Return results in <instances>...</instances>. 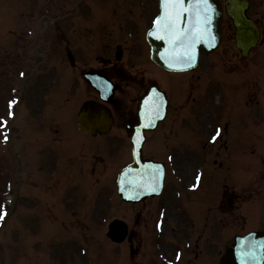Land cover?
<instances>
[{
  "label": "rangeland",
  "instance_id": "374dc122",
  "mask_svg": "<svg viewBox=\"0 0 264 264\" xmlns=\"http://www.w3.org/2000/svg\"><path fill=\"white\" fill-rule=\"evenodd\" d=\"M130 1L0 0V17L6 21L1 23L0 19V115L5 113V99L15 94L10 90L17 89L20 83L16 76L17 40L28 30H34L35 41L33 46L30 38L21 41L25 62L28 56L35 55V49L38 57L60 70L61 75L60 84L54 86L48 82L42 85L51 77L48 66L39 75L37 84L27 76L9 136L0 140V214L4 215L0 220V264H150L149 261H158L160 255L172 257L176 248L184 251L183 238L178 235L186 228L180 223L182 207L178 208L173 201L167 206L164 195L173 184L171 178L168 177L167 189L161 198L123 204L115 194L113 177L118 167L128 161V153L113 161L99 157L103 160L99 161L95 156L103 152L99 151L98 140L75 135L73 125H63L70 122L74 105H80L88 96L94 97L88 85L78 77V71L98 68V65L110 69L112 61L116 62L115 68L123 69L121 79L126 84L121 85L123 93H118V97L141 91L153 80L175 96L182 95L179 90L185 89L194 96L205 95L211 100L206 111L209 124L204 133H209V126L214 125L216 117L227 125L229 135L230 131L237 135L248 128V148L242 154L246 160L238 170H227L230 182L224 184V189L229 197L233 195L232 201L231 198L226 200L227 212L220 213L222 209L217 204L212 213L219 227L231 224L227 225L228 233L222 228L218 231L225 233L224 241L254 226L264 213V121L258 113L259 110L264 113V40L245 60L235 50L232 27L224 20L220 46L202 58L196 69L169 77L157 70L146 56L144 31L155 8H141L139 3L134 7ZM263 10L264 4L252 13L257 15ZM261 19L264 22L263 14ZM58 23L60 32L54 27ZM58 34L61 35L54 36ZM82 38L86 46L82 45ZM81 46L85 47L84 51ZM255 103L261 105L260 108ZM59 104L62 111H56L61 107ZM199 106L193 110L188 102L182 105L176 102L170 108L159 129L169 127V135L175 129L176 135L168 137L169 148L176 143L179 132L182 139L188 134L185 130L194 129L192 132L200 137V127L206 123L200 120ZM180 109L183 112L178 116ZM190 141L192 145V139ZM165 147L162 144V149ZM240 147L238 144L235 152L231 149L233 159L240 155ZM217 149L218 145L212 148V159L214 154L219 156ZM48 150L55 153V159L53 155L48 156L55 162L44 164ZM15 156L21 162L18 167ZM191 157L194 160L197 156L181 157L190 165L188 170L176 169L185 182L191 181V167H195ZM217 160L208 166L203 185L212 171H218V167L228 162L226 158L217 157ZM222 173L225 177L226 172ZM219 178L216 176L214 182ZM175 187L180 189L181 185L175 183ZM206 189L215 191L217 196L211 178ZM14 195V202L9 205L8 199ZM186 199L189 202L188 196ZM199 200L194 201L195 206ZM211 203L210 196L207 204ZM161 205L166 207V217L160 235L154 232L152 221L158 212L155 210ZM193 211L196 214L191 215V219L195 224L203 223L200 211L196 208ZM185 217L191 223L189 217ZM114 218L135 227L133 251H130L132 239L115 244L106 236V225ZM217 235L214 228L209 227L207 236L212 241L217 242ZM203 248L208 251L209 245ZM218 249H221L219 245ZM193 252L197 255L196 247L182 254V262L188 263V259L194 257ZM207 256L208 253L203 252L201 259L206 260ZM216 257H219L217 250Z\"/></svg>",
  "mask_w": 264,
  "mask_h": 264
},
{
  "label": "water",
  "instance_id": "95a60500",
  "mask_svg": "<svg viewBox=\"0 0 264 264\" xmlns=\"http://www.w3.org/2000/svg\"><path fill=\"white\" fill-rule=\"evenodd\" d=\"M243 1V0H242ZM229 9V6H226ZM159 15L156 20L166 14L169 5L161 4L159 0ZM235 8L237 6L235 5ZM179 15L174 17L177 31L162 30L163 21L160 25H155L148 33V40L151 43V56L160 66L172 70L186 69L196 63L198 53L207 52L213 49L220 39V6L215 0H207V4L198 3V0H184L183 5L177 6ZM236 26L235 40L237 46L245 53L248 48L255 44L258 34L250 25L247 26V20L239 15L232 16ZM155 20V21H156ZM151 33V35H150ZM148 100L145 101V103ZM156 108V106H153ZM147 110H150L149 108ZM155 109H153V112ZM83 115L88 117L87 123L79 120L82 128H100L99 117L104 116L105 110L92 102H85L82 107ZM152 112V113H153ZM103 113V114H102ZM121 225L118 221L110 225L109 234L116 240L122 238L123 233L119 235L118 229ZM245 241L253 242L255 258L264 260V234L262 232L250 233ZM262 241L260 245L258 241ZM231 261L234 263L233 255ZM236 257V255H235ZM238 264H249L242 261Z\"/></svg>",
  "mask_w": 264,
  "mask_h": 264
},
{
  "label": "snow or ice",
  "instance_id": "6c2138e0",
  "mask_svg": "<svg viewBox=\"0 0 264 264\" xmlns=\"http://www.w3.org/2000/svg\"><path fill=\"white\" fill-rule=\"evenodd\" d=\"M184 0H161V4L163 5H169L170 8L166 12V14L160 18H158L156 21H154L155 25H160L161 21H163V27L162 30L164 31H177L176 23L174 17L179 15V12H177V6L183 5ZM198 3L207 4V0H198ZM151 35V33H150ZM11 103L9 104V108H11ZM9 116H11V112H9ZM5 123L4 121H0V124ZM215 139V137L213 138ZM4 216L0 214V220H2Z\"/></svg>",
  "mask_w": 264,
  "mask_h": 264
},
{
  "label": "flooded vegetation",
  "instance_id": "af4514ba",
  "mask_svg": "<svg viewBox=\"0 0 264 264\" xmlns=\"http://www.w3.org/2000/svg\"><path fill=\"white\" fill-rule=\"evenodd\" d=\"M114 103H115V104H118L116 101H114ZM118 107H120L119 104H118Z\"/></svg>",
  "mask_w": 264,
  "mask_h": 264
}]
</instances>
